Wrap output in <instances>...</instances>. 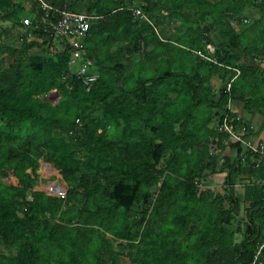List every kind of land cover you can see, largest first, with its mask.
<instances>
[{
  "label": "trees",
  "instance_id": "16d2710c",
  "mask_svg": "<svg viewBox=\"0 0 264 264\" xmlns=\"http://www.w3.org/2000/svg\"><path fill=\"white\" fill-rule=\"evenodd\" d=\"M25 1L0 0V12L5 13L1 20L25 27L32 33L22 43L23 51L43 43H49L47 49L50 50L54 42V20H43L44 14L37 12L35 0L33 7L25 10ZM45 1L57 9L86 12L97 17L85 40V52L94 44L93 56L98 63L99 78L91 88L82 77L73 75L66 86V97L49 103L40 98L60 89L59 80L70 70L71 57L67 50L57 52L47 61L40 56L34 57L29 65H22L15 76L0 71V124L3 123L0 128V175L3 168H8L19 181L18 186L0 184V241L12 244L16 251L13 257L1 256L0 264H120L114 256L110 263L103 258L104 252L112 250L107 235L138 242L131 264H264V163L259 167L253 164L250 168L251 176L260 182L257 186L246 187L245 201L250 205L243 232H234L231 227L234 217L241 213L232 172L237 166L241 169L240 161L236 159L232 163L224 157L222 171L229 169L227 179L232 180V188L227 192L208 196L192 180L207 171L218 173L211 160L213 153L228 146L222 142L226 133H219L217 126L225 115L234 119L228 108L230 101L243 102L250 114L264 109V70L254 64L264 58V0L256 5L262 11V21L252 29L239 34L232 28L225 31V37L242 51L243 57L234 54L218 57L214 44L206 42L198 51L209 59L197 60L191 75L171 70L166 60L152 73L149 70L145 74L141 67L136 74L126 73L121 90L133 100L114 103L113 110L133 108L134 103V110L162 107L164 111H158L160 117L156 122L160 143L149 151L147 163L137 166L133 178L115 179L108 175L106 180L112 188L100 198L95 187L101 189V186L94 177L82 175L80 184L76 185L74 175L79 163L71 157L70 146L61 139L52 138L51 133L66 123L74 131H80L79 123L83 124L90 110L101 108L109 100L110 90L120 89L118 84L125 70L119 63L122 51L141 52L146 40L143 34H154L157 23L152 15L146 14L148 21L143 20L139 26L132 21L131 9L145 12V8L126 7L122 0H89L85 10H80L76 2ZM146 2L157 13L167 12L184 20L187 18L180 11L186 8L194 11L197 21L211 18L214 24H222L229 15L240 14L244 8L256 4L253 0ZM25 18L32 20L31 26L24 25ZM115 45H118L117 55L111 53ZM207 45H212L213 53H209ZM188 46L179 41L173 52L184 60L192 51L196 53ZM23 51L0 44V54L17 55ZM243 61L246 63L242 64ZM206 67L214 68L227 83L219 95L210 85V78L204 72ZM235 68L240 70L239 75ZM170 93H176L175 99H171ZM234 121L238 133L245 137L238 129L245 124ZM95 142L100 149L107 146L106 133ZM229 146L237 148L238 153L243 147L234 142ZM164 151L170 152V157L162 166L160 158ZM38 161L58 164L56 167L70 186L66 201L32 190L25 172ZM151 167L153 172L148 180L145 173ZM156 186L159 191L152 198L148 192ZM75 200L85 205L81 212L82 225L77 216L79 210L68 207ZM137 202L152 206V212L130 221L128 212ZM65 207H68L69 218L63 212ZM61 213L62 221L51 224L50 219ZM240 232L244 239L236 243L235 235Z\"/></svg>",
  "mask_w": 264,
  "mask_h": 264
},
{
  "label": "rangeland",
  "instance_id": "374dc122",
  "mask_svg": "<svg viewBox=\"0 0 264 264\" xmlns=\"http://www.w3.org/2000/svg\"><path fill=\"white\" fill-rule=\"evenodd\" d=\"M19 1L20 0H15L16 3ZM151 1L157 3L158 0ZM209 1L216 3L220 0ZM253 1L256 4L244 8L240 14L229 15L222 24H214L211 18L205 21H197L194 11L186 8L180 11L181 15L187 18L182 20L167 12H155L152 10L153 6L149 4V2H146V0H122L126 7H131L133 5L142 7V9L143 7L145 8V12L144 10L142 11L143 15L141 17H134L131 13L132 21H136L140 26L143 20L148 21L147 19L149 18L147 15H152V18L157 23V30H155L154 34L149 32L143 34L146 40L143 42L141 52L132 54L126 52V50L122 51L119 63L125 66V70L122 72L121 82L118 84L120 89L114 88L110 90L109 100L105 102L101 108L90 110V114L83 124L79 123L80 131H74L67 123L59 125L52 131L51 137L61 139L64 144L70 146L69 153L71 157L79 163V168L74 175L76 178V185L80 184L82 175H90L92 179L94 177L101 186V189L95 187L99 195L98 198L103 197V193H105V191H110L112 188V185L107 183L106 180L108 175L115 177V179L126 177L133 178L134 173L138 171V167L144 166L150 159L149 151L153 150V147L160 143L157 137L158 130L156 129V122L160 117L158 111H164L162 107L159 108L157 105L154 108L141 111L139 109H133L136 108L134 103L133 108L122 107L113 110L114 103L117 104L122 101L130 102L133 100L130 95L121 90L126 73L128 75L136 74L138 73L139 67L143 68L145 74L149 70L152 73L163 60H166L171 66V70L177 73L191 75L196 61H199L200 58L203 59L199 54L197 55V51L201 49L206 42L214 44L217 48L218 57L222 58L226 54H234L243 57L242 51L233 47L224 34L228 28L234 29L238 34L243 33L244 31L252 29L254 25L262 21V11L256 6L262 3V0ZM73 2L77 3L80 10H85L88 7L89 0H66L68 4ZM262 4H264V2ZM31 7H33V0L24 2L25 10ZM4 14V12H0V44L23 51V48H21L22 43L27 41L26 39H29L32 33L28 32L25 27H19L11 22L1 20ZM105 37L107 36H104V38ZM179 41L187 43L191 50H196V53L192 51L184 60H182V58L179 59L173 52ZM27 44H29V42ZM48 44L49 43H43L42 45L34 46L17 55L8 53L0 54V71L15 76L20 71L22 65H29L34 57L40 56L43 61H47L49 58L54 57L57 52L62 51L63 44L61 42H51L50 50L47 49ZM93 49L94 44L89 45L85 57L82 60L69 62V73L59 80L61 85L60 89L54 93L41 97L40 100L42 102L55 103L61 98L66 97V86L68 81L85 65H87L88 72L90 73L89 77L91 79L92 88L99 78L98 63L93 56ZM117 49L118 45H115L112 47L111 53L117 55ZM245 63L244 61L242 62V64ZM254 64H264V58L255 61ZM204 72L210 78V85L217 95H219L220 89L226 86V81L221 78L220 74L217 73L214 68L206 67L204 68ZM149 84L150 82L147 85ZM169 95L171 99H175L176 97V93H170ZM2 126L3 123L0 124V128ZM0 131H2V129ZM104 133H106L108 145L100 149L97 147L95 140ZM212 155L213 159L211 160V164L215 170L219 171L218 175L215 176L217 182L212 180L208 173L199 174L196 175L195 178H192V180L198 184L199 190L205 191L207 195L211 197L217 193L227 192L232 188V180L229 177L227 179V176L222 173V169L224 168L223 165L225 164L223 156L219 152L213 153ZM169 157L170 152L164 151L160 158V164L165 166V162ZM56 165L58 164L53 161H38L34 166L26 170L25 175L27 176L25 178L27 182L30 183L33 191L64 198V201H66L69 196L70 186L60 174L61 172ZM152 169L151 167L147 170L148 172L145 173V178L148 180L152 175ZM232 172L233 175H235L233 184H238L239 187L237 193L235 192V196L241 204V213L238 217H234V221L231 223V227L235 232L242 231L241 229H243V227L246 228V212L248 211L247 206L250 204L245 201V191L246 187L250 184H258V180L254 179L249 173H247L249 176H245L240 166H237ZM212 182H214V184H212ZM0 184L5 186H18L19 181L10 173L8 168H3L0 175ZM158 191L159 187L156 186L153 187L148 194L152 195V198H155ZM29 199H31V196H29ZM65 203L66 202H63V204ZM100 205L104 207L102 204ZM84 206V203L79 200L72 201L68 206L73 210H79L80 213L77 215L80 219L79 225H82L84 221V216L81 213L84 210ZM68 207H65L63 212L68 211ZM25 208L26 207H23L24 210ZM146 212L150 214L152 212V206L144 202H137L133 205L127 216L130 221L135 219L139 220ZM62 216L63 213L55 218H51L50 223H60L62 221ZM65 216L69 218L70 213L66 212ZM107 238L112 245V250L111 252H104L102 254L105 262L110 263L112 261L111 256H114L120 264H131L133 256L137 252L138 242L114 239L111 235H107ZM243 239L244 235L240 232V234L235 235L234 240L236 243H240ZM15 255L16 251L13 245L1 239L0 257H13Z\"/></svg>",
  "mask_w": 264,
  "mask_h": 264
},
{
  "label": "built area",
  "instance_id": "2783aa9c",
  "mask_svg": "<svg viewBox=\"0 0 264 264\" xmlns=\"http://www.w3.org/2000/svg\"><path fill=\"white\" fill-rule=\"evenodd\" d=\"M38 4L37 12L44 14L43 20L53 21V41L61 42L63 45L62 51L67 50L72 61L82 60L85 56V40L89 34L92 23L97 17L86 12H73L69 10H61L51 6L45 0H35ZM134 16L141 17L143 12L141 9H131ZM148 20V19H147ZM25 26H31L32 20L25 18L23 20ZM39 28V25L36 26ZM59 40V41H58ZM209 53L214 52L212 45H207ZM202 58L209 59L205 54L197 52ZM237 74H240L239 69H234ZM77 75L82 77L84 82L91 86V79L89 77L87 65L83 66ZM220 131L226 133L229 136L231 142L244 144L248 152L253 153L257 157H260V162L255 166L259 167L260 163H264V145L252 144L247 142L244 137L236 130V124L233 118L229 115H225L222 123L219 125Z\"/></svg>",
  "mask_w": 264,
  "mask_h": 264
},
{
  "label": "crops",
  "instance_id": "0c3cea01",
  "mask_svg": "<svg viewBox=\"0 0 264 264\" xmlns=\"http://www.w3.org/2000/svg\"><path fill=\"white\" fill-rule=\"evenodd\" d=\"M258 67L264 70V64H260V65L258 64ZM228 108L230 110L229 112H231L234 115V119H236V121H241L246 125V126L243 125L242 127L238 126V128L240 129L239 132H241L245 136L243 139H245L247 142L252 144L264 145V109L262 110V112L256 114H250L244 109V103L236 100L230 101ZM217 127H218L217 128L218 132L222 133L220 131L219 126ZM223 135L224 136L222 142L224 145H228V146L225 150L218 149V152L221 153L223 158L224 157L229 158L232 163H234L236 159L239 160L241 163V169L243 170V174L245 176H249V174H251V170H250L251 166L253 164L260 162V157L259 156L257 157L256 155L251 154V152H248L244 144L241 145L243 146L242 151L238 153L237 148H231L229 146L231 143L229 137L226 134ZM216 141L219 142L220 139L217 137ZM228 171L230 170L226 169L222 173H224L225 176H227ZM205 173L206 174L208 173V175L211 176L212 180H215V182H217L215 176L218 175L219 171L218 173L215 174H211L209 171ZM259 182L260 181L258 180V184ZM212 184H214V182H212ZM234 187L237 192L239 188L238 184H235Z\"/></svg>",
  "mask_w": 264,
  "mask_h": 264
}]
</instances>
